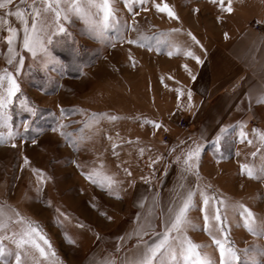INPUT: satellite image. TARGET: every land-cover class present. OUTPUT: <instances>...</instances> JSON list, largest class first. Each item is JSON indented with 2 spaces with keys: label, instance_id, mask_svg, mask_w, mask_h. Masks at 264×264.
<instances>
[{
  "label": "snow or ice",
  "instance_id": "obj_1",
  "mask_svg": "<svg viewBox=\"0 0 264 264\" xmlns=\"http://www.w3.org/2000/svg\"><path fill=\"white\" fill-rule=\"evenodd\" d=\"M120 2L131 14V20L120 14L121 9L117 7ZM213 2L222 13L218 17L221 21H224L223 13L235 12L234 0H227V3L225 0ZM239 3L243 4L244 0H239ZM153 8L157 14H166L170 20L180 22L173 6L158 0H0V33H7L0 35V44L6 43L7 46L6 53H3L7 66L0 68V144L10 143L12 148H16L17 139L22 142L30 140L33 144L37 142L32 133H40L43 129L35 126L39 107L22 89L21 79L25 62L30 57L34 64L38 63L44 70L63 73L67 65L55 55L54 49L67 47L74 62L79 60L78 41L71 31L77 21L82 22L83 35L107 48L115 49L118 44H127L125 65L129 68L136 69L139 64L132 53L133 45L156 54L183 56L203 64L204 60L197 54V50L206 51L204 44L192 31L185 30L182 22L179 27L159 28L145 18L148 27L155 29L151 34L147 33L138 17L141 12L148 13ZM12 17L20 27L12 24ZM256 23L264 27V18ZM182 34L188 39L178 40L177 37ZM224 35L225 38L228 37L227 33ZM261 43H264V36L261 37ZM75 66L81 75H86V64L76 63ZM28 67L31 68L32 64ZM122 68L123 65L114 71H121ZM183 68L195 81L197 77L189 65L185 63ZM159 80L174 81L177 85L173 91L178 94V109L185 107L179 102V98L184 96L187 98L186 107L190 109L194 106L192 89L180 84L173 76L161 75ZM165 87L167 88L168 84H165ZM249 99L251 100V97ZM257 103H264V87L261 88ZM57 107L58 112H49L54 120L51 130L59 132L73 150L80 151L85 142L95 136H106L111 155L115 158V170L104 159L108 148H105L104 152H96V159L91 162H71L91 184L117 200H122L127 192L126 184L128 187H134L136 184L131 170L132 164L121 159V152L126 151L131 158L134 151L138 164L139 160L152 150V146L147 145L138 136L132 139L122 137L119 133L110 135L101 127L102 122L106 120L115 123L124 119H135L141 121L142 125H150L153 136L158 129L168 131L163 120L158 118L143 115L129 117L109 111H91L78 106ZM14 113H26L28 116L16 123L13 119ZM75 114H79L82 119L65 122L68 115ZM69 124H79L80 127L70 131ZM237 127L239 141L243 143L246 140L255 148L250 155L255 158L259 154V164L241 163L239 172L255 180L264 181V130L251 129L252 138H249L246 123L240 122ZM229 135L231 126L219 127L211 141L214 154L220 158H224L222 148ZM189 140L190 143L187 144L184 140H179L168 149L170 156L175 154L174 163L177 166L178 179L170 189L167 199L157 188L161 179L154 175L156 165L165 159V155L158 153L154 158L148 157L147 166L150 172L138 178L152 186L151 193L141 194L137 198L136 206L140 211L135 216V227L117 238L119 243L115 252H108L103 259H93L90 264H264V244L254 242L239 249L230 235L233 227H244L253 236L264 238V215L254 212L241 199L230 197L214 188L211 182H205L206 178L202 175L200 167L208 140L203 135L200 138L189 137ZM177 148H180L179 153H176ZM240 154L239 150H236L235 155ZM29 165V157L23 156V164L19 167L23 169ZM169 167L168 164L164 166V175L168 174ZM32 171L37 180L35 191L40 194L45 185L54 178L42 169L32 168ZM189 177L193 178L194 183H188ZM16 179L18 177L13 176V182ZM24 198H28L26 193ZM39 198L38 195L37 199ZM44 203L55 213V223L63 230L65 241L76 244V237L67 230V225L76 218L62 210V206L54 203L52 199H45ZM92 206L97 207V204L92 202ZM197 210L202 213V225L198 223L201 217L191 215ZM101 214L106 219L113 220L106 211ZM76 226L80 229L91 227L82 221H78ZM190 230L205 231L211 237V243L195 241L189 235ZM95 235L101 239L99 233ZM133 236L137 238L133 248L124 249L123 254L117 255L116 253H120L124 248L126 240ZM213 247L218 249V259L212 251H208ZM0 264H65V261L40 221L22 212L7 200H0Z\"/></svg>",
  "mask_w": 264,
  "mask_h": 264
},
{
  "label": "rangeland",
  "instance_id": "obj_2",
  "mask_svg": "<svg viewBox=\"0 0 264 264\" xmlns=\"http://www.w3.org/2000/svg\"><path fill=\"white\" fill-rule=\"evenodd\" d=\"M158 2H167L173 6L180 17V22L170 20L166 14H157L154 8L148 13L141 12L138 19L148 34H151L155 29L148 27L145 18L159 28L179 27L182 22L183 28L192 31L201 42L207 39L210 42L222 43L226 39L224 33H238L242 28L251 24L257 29L262 28L257 25L256 21L262 17L264 0H244L243 4H240L239 0H234L235 12L231 14L223 13L224 21L218 19L222 13L213 0H158ZM225 3H227V0H225ZM117 7L121 9V15L131 20V14L127 12L122 2L118 3ZM82 26V22L77 21L71 29L75 39L78 41L80 51L78 61L74 62L69 48L58 47L54 49L55 55L67 65L63 73L44 70L38 63L34 64L30 57L26 59L21 85L25 94L39 107V114L35 118V126L43 129V131L32 133L37 142L33 144L30 140L22 142L17 139L16 148H12L10 143L0 144V200H7L9 203L16 205L22 212L40 221L48 234L54 235L58 239L63 251H67L65 249V239L62 235L63 230L55 223L54 212L50 207L46 206L44 200L52 199L54 203L62 206V210H66L76 218L67 225V230L73 236H79L80 241L82 239L85 240V234H90L94 229L84 217L94 220V222L96 220L97 226L109 231L111 225L99 214L101 209L102 212L108 211V206L106 205L104 209L99 207H102V203L112 205L114 200L104 197L100 188L82 179L81 170L76 168L71 161L80 163L91 162L96 159V157H92L96 152H104V148H108V151L104 153V156H107L111 155V149L106 136L100 135L93 137L90 141H86L80 151L73 150L70 144L65 143L59 132L51 130L54 120L49 115V112H58L57 106L59 105L67 108L78 106L91 111H109L118 114L113 109L128 106L132 116L134 101L130 95L135 89L134 79L137 76L136 69H138H132L125 65L127 44H118L115 49L107 48L98 41L83 35L81 33ZM132 35L134 36L135 33H132ZM177 39L184 41L188 38L182 34ZM3 45L6 44H1L0 47L4 50L5 46ZM131 47L133 53V48L138 46L133 45ZM101 49H103L102 52ZM146 51L148 50L146 49ZM134 56L138 57L135 54ZM142 57L145 60L150 58L146 55ZM76 63L87 65L84 68L86 75L80 74L75 66ZM29 64H32L31 68L28 67ZM122 65L121 71H114L116 68H121ZM6 66L5 57L0 55V68ZM143 68H145L142 71L144 75L152 70L148 66H143ZM125 80L130 85V88ZM45 88L47 89L46 91L43 90ZM27 116L28 114L26 113H14L13 119L16 123H19L21 119L27 118ZM81 119L82 117L79 114L68 115L65 122ZM124 120L126 121V119ZM124 120L115 123L105 120L102 122L101 127L107 133L109 131L111 133L117 131L122 137L134 139L138 133L133 132V130H125L123 126H121L123 129L117 130V127L123 124ZM182 120L185 122L184 126L182 125ZM132 121L131 119L130 122ZM178 123L182 128L188 125V121L185 118H180ZM79 127V124H69L68 130L71 131ZM253 128L264 130V107H260L259 113H256L255 117L251 119V124L247 129L250 134L249 138H252L251 129ZM4 130L6 131V129ZM111 135L115 136V134ZM164 139L173 141L169 135L165 136ZM97 140H99L98 144L95 143ZM231 140L233 142L228 140L222 149L224 157H226L225 154L227 153H234L231 162H222L218 164L219 168H216V170H219L214 171L211 168L207 172V166L203 165H209V163L213 162L207 160L205 164H202L201 171L206 178L205 182H211L214 188L219 189L230 197L241 199L254 212L264 215V181L255 180L239 172L241 163L259 164V154L255 158L250 155L252 151H255V148L249 145L246 140L243 143L238 142L239 144L237 145L235 144V139ZM236 141H239L238 135ZM171 146L169 145V147ZM207 149H210V146ZM236 150H239L240 156L235 155ZM135 154L133 151L132 155ZM25 155L29 157L30 165L21 169L19 165L23 164V156ZM121 157L123 160L129 159L126 151L121 152ZM107 163L115 169L114 157ZM32 168L42 169L54 178L45 185L43 192L40 194L35 191L37 180ZM13 176L18 177L14 182ZM25 193L27 194V199L24 198ZM38 195L39 199H37ZM91 200L97 204V207L92 206ZM121 209V207L119 209L112 207L110 211H119ZM78 221H82L91 227L80 229L76 226ZM198 223L203 224L202 216ZM121 228L123 226H119V231ZM189 235L197 242L211 243V237L203 230H190ZM230 235L239 249L248 247L254 242L264 244V238L253 236L244 227H233ZM111 236H113L112 233H107L106 235L107 238H111ZM208 251H212L218 259V249L213 247L208 249Z\"/></svg>",
  "mask_w": 264,
  "mask_h": 264
},
{
  "label": "crops",
  "instance_id": "obj_3",
  "mask_svg": "<svg viewBox=\"0 0 264 264\" xmlns=\"http://www.w3.org/2000/svg\"><path fill=\"white\" fill-rule=\"evenodd\" d=\"M261 16V18H264V10ZM10 19L14 26L20 27L14 17ZM6 34V31L0 33V35ZM262 36H264V27L257 29L251 24L242 28L238 33L228 32V37L222 43L210 42L207 39L203 40L201 43L204 44L206 51L197 50V54L204 60L203 64H198L194 59L183 56L170 57L167 54L160 55L146 51L145 48H133V54L138 56L137 58L135 56V58L139 61V64L137 66L138 69H136L138 71H136L137 76L134 79L135 89L130 95L134 101L132 116L143 115L149 118L162 119L168 131L158 129L155 136H153V130L150 125H142L141 121L135 119H132V122H130L131 119H126L123 124L117 127V130L123 129L121 127L123 126L125 130H133V132L138 133L135 137H140L147 145L152 146V150L149 153L147 152L139 160L138 164L136 154L132 155L131 158L128 156V160L125 159L132 164L131 170L136 178V184L134 187L125 185L127 192L122 200H117L106 192H102L104 197L114 200L112 205L102 203V207H99L104 209L107 205L108 211L106 212L113 217V220L110 221L101 214L102 209L99 210L101 217L111 225L109 231L97 226L96 220L94 222V220L84 217L94 229L90 234H85V240L82 239L80 241L79 236H75L77 239L76 244H70L65 241V249L67 251L62 250L58 239L54 235H49L65 264H90L93 259H103L108 252H115L119 243L117 238L135 227V216L140 211L136 206L137 198L141 194L150 195L151 193L152 186L143 183L138 178L140 175H147L150 172L147 166L149 156L154 158L158 153L165 155V159L156 165L154 173L156 177L161 179V184L157 185V188L161 190L165 199L169 197L170 189L173 188L178 179L177 166L174 163L175 154L171 156L168 154L169 145L177 144L179 140H184L187 144L190 143L189 137L200 138L203 135L208 140V143L202 154L200 171L202 164H205L207 160H211L213 163L203 165L207 166L206 172L207 170L210 171L211 168L214 171L219 170H216V168H219L218 164L222 162H231L234 153H227L225 154L226 157L220 158L214 154L213 150L211 151L213 149L211 141L216 132L219 131V127L231 126V135L226 138L225 143L228 140L233 142L231 139H235V144H239L238 142L240 141H236L239 130L238 124L240 122L246 123L247 130L251 124V119L255 117L256 113H259L260 107H264V103H257L261 88L264 87V43H261ZM3 46H5L4 50L0 47V55L5 57L3 53H6L7 46ZM142 54L150 58L145 60ZM185 63L189 65L193 74L196 75L195 81L190 78L183 68ZM143 66L151 67L152 70L144 75L142 71L145 68ZM161 75L173 76L180 84L192 89L194 106L190 109L187 108V98L184 96L179 98V102L183 103L185 107L178 109V94L173 91L177 85L174 81H160L159 77ZM126 84L130 88L127 82ZM165 84H168L167 88ZM249 97H251V100ZM113 111L120 115L132 117L128 106L113 109ZM180 118H185L188 121L187 127L182 128L179 126ZM117 133V131L114 133L108 132L110 135H116ZM168 135L173 141L164 139ZM95 143L98 144L99 140ZM208 146H210V149H207ZM179 151L180 148H177L176 153H179ZM93 156L96 157V154ZM111 158L112 155L104 156L106 162L111 161ZM166 164L170 165V167L168 174L164 175V166ZM81 177L88 183V180L82 174ZM188 183H194L193 178L189 177ZM111 206L118 209L121 207L122 209L110 211ZM191 215L193 217H201L202 213L197 210ZM157 223L159 222L157 221ZM119 226H123L120 231ZM95 233H99L101 239H98ZM107 233H112L113 236L107 238ZM136 240L135 236L126 240L124 248L121 249L120 253L116 254L121 255L124 249H132L136 244ZM79 249L81 250L79 251Z\"/></svg>",
  "mask_w": 264,
  "mask_h": 264
},
{
  "label": "built area",
  "instance_id": "obj_4",
  "mask_svg": "<svg viewBox=\"0 0 264 264\" xmlns=\"http://www.w3.org/2000/svg\"><path fill=\"white\" fill-rule=\"evenodd\" d=\"M184 123H185L184 120H182V125H183V126H184Z\"/></svg>",
  "mask_w": 264,
  "mask_h": 264
}]
</instances>
